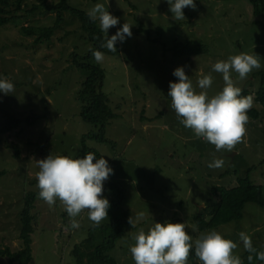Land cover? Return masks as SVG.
Masks as SVG:
<instances>
[{
  "label": "rangeland",
  "instance_id": "1",
  "mask_svg": "<svg viewBox=\"0 0 264 264\" xmlns=\"http://www.w3.org/2000/svg\"><path fill=\"white\" fill-rule=\"evenodd\" d=\"M69 2L87 12L94 4L103 3L119 17L108 36L124 23L132 25V36L120 42L117 58L104 55L99 63L107 74L104 91L118 115L106 133L113 144L91 139L87 145L104 155L114 169L104 183H115L125 191L124 205L131 211L133 227L114 254L121 264H135L129 245L141 229L147 231L156 221L185 222L186 232L195 241L209 230L199 229L194 213L209 201L219 200L215 187H234L248 173L254 183H264V113L257 119L249 117L246 133L232 151H216L214 145L197 138L180 123L167 95L169 82L178 79L173 75L177 66H184L197 92L201 91L196 85L200 74L211 73L213 83L207 92L213 96L222 90L224 81L212 65L241 52L256 53L261 57L260 69H254L244 80L237 79L236 73L232 76L238 86L252 93V108L262 112L255 93L260 72H264V15L255 17L248 0H195L196 8L185 7V19L179 21L173 18L167 0ZM35 4L42 1L27 0L26 10ZM42 10L0 28V76L15 87L14 93H1L0 106L24 121L3 136L0 144V169L7 171L0 183V250L9 247L15 252L24 247L20 218L26 194L39 191L37 160L50 153L75 156L82 135L90 128L80 116L82 104L78 99L84 76L72 63V54L85 52L90 45L79 36L80 24L70 13H65V22L49 41L35 45L36 36L24 35L21 28L52 26L56 12ZM176 41L195 42L207 52L177 58L173 49ZM36 115L41 118L33 126L24 120ZM215 158L224 159L223 168L207 166ZM102 194L109 201L114 196L111 190ZM141 212L144 215L138 218ZM31 213L34 232L30 264H77L73 249L92 226L87 210L76 217L78 229L71 228L72 218L59 200L49 207L38 195ZM244 215L238 223L214 229L237 242L234 252L242 263L247 250L239 232L244 231L253 245L264 248V209L250 203ZM0 261L10 264L7 255ZM188 264L194 263L188 260Z\"/></svg>",
  "mask_w": 264,
  "mask_h": 264
},
{
  "label": "clouds",
  "instance_id": "2",
  "mask_svg": "<svg viewBox=\"0 0 264 264\" xmlns=\"http://www.w3.org/2000/svg\"><path fill=\"white\" fill-rule=\"evenodd\" d=\"M173 18L177 21L185 19V7L196 8L195 0H167ZM87 15L93 21H99L100 30L107 34L101 48L117 52L116 42L123 43L132 36V25L124 23L117 31L108 36V30L119 22V17L105 8L103 3H96ZM92 55L97 63L104 60V53L93 50ZM262 67L261 57L254 53L241 52L231 55L225 60H217L212 70L222 74L224 87L213 96L207 89L213 83L211 73L200 74L196 85L201 89L197 92L184 66H177L173 75L178 79L169 82L167 95L171 97V108L185 128L191 129L197 138L215 146L216 151L226 149L232 151L241 142L246 133L249 121L248 111L253 107L251 95H242L243 89L238 86L237 79L244 80L254 69ZM14 83L0 76V93H14ZM36 173L38 195L49 207L57 200L61 201L68 216L71 217V228L80 227L76 217L87 210L88 219L93 227H98L108 218L109 199L104 196L103 185L114 169L104 155L97 158L95 153L88 152L83 156L52 155L37 160ZM223 158H215L207 165L209 168H223ZM138 214V218L143 217ZM129 223L133 226L130 217ZM185 222L156 221L147 231L141 229L133 236L134 243L129 245V251L135 264H188L190 250L194 249L195 257L200 264H242L239 255L234 250L238 244L233 239L217 230L201 233L193 241L186 232ZM193 230H195L193 228ZM239 239L244 249L250 254L255 253L259 261H264V251H258L251 237L244 231L239 232ZM249 260L252 256L249 255Z\"/></svg>",
  "mask_w": 264,
  "mask_h": 264
},
{
  "label": "trees",
  "instance_id": "3",
  "mask_svg": "<svg viewBox=\"0 0 264 264\" xmlns=\"http://www.w3.org/2000/svg\"><path fill=\"white\" fill-rule=\"evenodd\" d=\"M41 1V5L35 4L26 10L27 0H0V28L16 20L23 19V17L35 15L41 9H43V12H56V20L52 26H23L21 28L24 35L36 36L35 45H38L51 39L54 32L65 22V13H70L78 20L80 26L77 32L81 39L90 46L85 52H74L72 54V63L84 76L82 87L78 92V99L82 104L80 116L83 121L90 124V128L86 134L82 135L81 143L79 144L80 150L77 151L78 153L75 156H83L85 153L92 152L99 158L102 156L101 153L95 149L92 150L87 145V141L93 139L100 143L113 144V141L106 137V133L111 121L117 118L118 115L111 109L109 98L104 91L106 71L101 64L95 61L92 51L100 50L104 55L117 58L121 50L120 42H116L117 52L101 48V44L105 42L107 34L100 30L99 21L91 20L87 15V11L72 6L69 2L70 0H59L54 4H48L47 0ZM248 1L252 6L255 17L264 15V0ZM24 11L25 15H19V13ZM173 49L177 58L196 56L207 52L204 46L195 42L194 45H191L190 43L186 44L176 41ZM260 75L261 81L255 95L257 102L262 105L263 111L261 112L256 108H251L248 111L249 117L255 119L261 117L264 113V72H260ZM251 94L248 89H244L242 92V95L245 96ZM40 118V116L36 115L24 120L28 125L33 126ZM23 122V119L0 106V144L4 142L3 136L17 130ZM15 148L17 151L19 150L18 146H15ZM6 172V170L0 169V183ZM106 190H111L114 195L110 200L108 209L110 220L100 223L98 227L91 226L87 229L86 237L81 243L75 245L73 249L77 264H121L122 262L114 253L118 249L119 244H123V241L127 240L124 238H127V232L133 227L129 223V218H132V215L128 206L124 205L126 195L121 187L115 183H104L103 192ZM213 191L219 200L215 203H210L211 201H209L205 207H200L199 211L194 213L193 219L200 230H213L230 223L240 222L245 216L247 204L250 203L264 209V183H254L249 173L246 177L239 179L236 186L231 188L215 187ZM38 192L29 191L26 194V202L21 212L20 236L24 247L15 252L9 247L0 250V258L5 255L9 256L10 264H30L33 258L32 233L34 232V227L31 212ZM254 247L258 251H264L262 247L255 245ZM249 255L252 256L251 260L248 259ZM188 260L194 264H200L198 258L195 257L194 249L190 250ZM259 262L264 263V261H259L256 258L255 253L250 254L246 251L242 264H258ZM0 264H2L1 261Z\"/></svg>",
  "mask_w": 264,
  "mask_h": 264
}]
</instances>
